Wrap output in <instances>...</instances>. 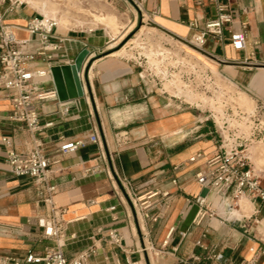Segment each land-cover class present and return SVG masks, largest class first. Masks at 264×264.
<instances>
[{"label":"crops","instance_id":"crops-1","mask_svg":"<svg viewBox=\"0 0 264 264\" xmlns=\"http://www.w3.org/2000/svg\"><path fill=\"white\" fill-rule=\"evenodd\" d=\"M113 1L131 3L111 5L118 12L124 10L132 28L143 15V21L161 38L175 44L189 39L204 28L207 20L218 16L216 4L208 0H144L142 15L134 4L141 0ZM218 3L228 6L232 23L225 26L222 41L208 38L205 52L198 53L196 60L254 105H264V0ZM4 13L6 24L16 28L17 39H29L23 29L38 12L21 5ZM59 24L53 42L60 50L54 54L52 67L73 64L83 50H88L81 74L84 96L65 103L58 98L39 103L41 125L51 122L53 127L33 138L25 126L10 121L11 102L0 89V259L23 260L30 250L41 254L45 246H56L41 240L36 219L47 212L38 202L32 182L8 171V149L2 143L8 139L17 151L32 149L34 140H39L46 155L59 161L52 182L58 186L55 201L64 210L62 251L68 260L94 248L89 264H118L126 259L139 264H178V259L193 255H201L202 264H212V254L217 256L215 264H252L255 253L264 245V206L260 202L247 198L240 201L241 209L235 212L245 218L240 223L226 221L218 208V217L194 226L199 212L196 199L203 192L195 176L216 153L219 140L214 124L197 110L162 94L141 66L114 51L117 44L110 46L114 39L105 31L67 30L63 22ZM241 32L246 35L247 46L238 52L232 48L230 37ZM45 67L41 61L35 64V68ZM42 88L56 92L51 80ZM64 109L68 110L66 115ZM95 133L102 146L87 143L73 154H57L64 142L88 141ZM120 133L126 134V144L116 141ZM197 153H202L203 159L189 163ZM252 156L255 169L264 179V168L255 163L254 152ZM153 179L155 185L141 193L159 188L173 195L170 210L157 223L136 218L119 186V180L141 185ZM173 179H177V187L172 186ZM207 202L218 207L214 196ZM172 227L176 233L164 249ZM141 228L147 235L148 252H142ZM110 230L120 234L121 249L109 244ZM200 239L208 253L195 247ZM173 248L176 253L171 252ZM256 264H264V257Z\"/></svg>","mask_w":264,"mask_h":264},{"label":"built area","instance_id":"built-area-1","mask_svg":"<svg viewBox=\"0 0 264 264\" xmlns=\"http://www.w3.org/2000/svg\"><path fill=\"white\" fill-rule=\"evenodd\" d=\"M134 3L138 12L142 15L141 3ZM211 4H216L218 16L205 22L203 29L194 33L189 39L181 40V43L189 44L195 52L204 53L208 38L222 41L224 28L232 23V17L228 13V6L218 3V0H208ZM23 5L20 0H0V89L6 92V97L10 100L12 112L10 121L26 127L27 132L34 138L42 131L53 127L49 122L41 125L38 104L50 99H56V92L43 91V85L52 81L50 69L54 54L60 50L58 44L54 43L55 31L59 28L55 18H46L39 15L29 21L23 29L30 38L19 40L15 35L14 27L7 25L4 20V11H12L15 7ZM7 6V7H5ZM244 13V11H243ZM142 20L144 17L142 15ZM192 27L197 28L196 25ZM180 43V44H181ZM230 43L235 51H245L247 38L245 33L232 34ZM38 61L46 64L45 68H35ZM145 70L150 82L155 84L167 97L181 102L186 107L193 108L192 105L182 101L180 98L169 95L162 84L158 82L157 76L146 66L148 60L144 58L136 62ZM206 73V89L217 90L211 96V100L219 101L221 114H210L207 121H211L218 136V146L216 153L206 161L203 171L196 174V181L201 186L202 191L207 190L206 198L198 197L196 203L199 212L195 218L194 226L200 227L205 219L218 217V208L223 210L226 221L240 223L244 217H238L235 212L240 210V201L244 198L258 201L264 206L263 177L255 169L253 163V148L255 144L264 142V129L257 120L258 114L264 111V105H255V110L251 114L243 113L239 120L232 121L227 114L231 99V89L222 86L214 80V75L207 67L204 70L198 67L196 74ZM157 80V81H156ZM203 86V85H202ZM217 95V97L215 96ZM216 111V110H215ZM63 115L68 113L63 110ZM220 115H222L220 117ZM254 125V126H252ZM118 144H126L127 136L120 133L116 136ZM2 143L8 149L6 165L10 174L26 178L32 182L36 191L38 202L46 209V215L36 219V225L41 231V240L54 242L55 247L45 246L43 252L36 253L33 250L27 252L23 260L13 257L0 259V264H89L90 258L95 254L94 248L80 253L73 260H68L62 251V240L64 239V210L58 207L55 197L58 193V186L52 182L54 166L59 161L49 158L44 150L43 144L39 140H34V146L30 150L17 151L13 148L8 139H3ZM87 143L102 146L99 136L95 133L88 141H68L60 145L57 154L66 156L73 154ZM202 153H197L189 158V163L194 164L203 159ZM154 179L141 185L133 184L128 180H119L121 194L127 204L133 210L136 218L144 222L157 223L162 220L172 205L173 195L169 190L153 188L141 193L148 186L155 185ZM174 187L178 186L177 179L171 180ZM209 196H214L218 200V207H213L207 202ZM111 208L110 211H113ZM143 249L148 252L145 246L147 235L141 228ZM176 233V228L172 227L163 243V248H168ZM109 244L121 249L122 238L116 230L108 232ZM195 247L204 253L209 249L200 239L195 243ZM172 253H176L175 248ZM264 257V245L252 258V264H256L260 258ZM201 255H193L187 259H178V264H202ZM209 261L215 264L217 256L212 254ZM118 264H139L126 259L124 263Z\"/></svg>","mask_w":264,"mask_h":264},{"label":"rangeland","instance_id":"rangeland-1","mask_svg":"<svg viewBox=\"0 0 264 264\" xmlns=\"http://www.w3.org/2000/svg\"><path fill=\"white\" fill-rule=\"evenodd\" d=\"M20 1L24 3V6L34 8L39 15L45 16L42 12L45 10L48 17H54L60 23L63 22L67 30L97 29L105 31L114 39L110 46L116 43L114 51H118V55L121 57L133 62L146 58L148 60L146 66L157 76L158 82L164 86L169 95L192 105L193 109L197 110L202 117L221 114L222 110L218 105L220 102L211 100L213 98L211 94L217 90L206 89V73H195L198 67L204 71L207 68V65L196 60L198 53L189 44H175L164 40L157 31L153 30L152 26L146 24L141 18L132 28L130 19L124 10L118 12L111 5L131 3H116L113 0ZM113 19L115 22L112 24L111 20ZM212 81H216L222 86H228L223 84L216 75ZM215 96L217 97V95ZM229 96L231 103L225 114L229 115L232 121L239 120L243 113L254 112L255 105L238 94L236 89H231ZM257 120L259 123L256 124L263 126L264 129V111L258 114ZM253 152L256 154L255 163L257 166L264 168V142L255 144ZM242 208H244L243 203Z\"/></svg>","mask_w":264,"mask_h":264},{"label":"water","instance_id":"water-1","mask_svg":"<svg viewBox=\"0 0 264 264\" xmlns=\"http://www.w3.org/2000/svg\"><path fill=\"white\" fill-rule=\"evenodd\" d=\"M89 54V51L85 49L73 64L53 66L50 69L57 98L61 103L77 100L84 96L81 74L86 67ZM207 194L208 191L204 190L201 197L206 198ZM221 259L218 258V261Z\"/></svg>","mask_w":264,"mask_h":264},{"label":"bare ground","instance_id":"bare-ground-1","mask_svg":"<svg viewBox=\"0 0 264 264\" xmlns=\"http://www.w3.org/2000/svg\"><path fill=\"white\" fill-rule=\"evenodd\" d=\"M44 12H46V11L44 10ZM46 18H49V17H46ZM112 18H113V17H112ZM115 19H117V18H115ZM115 19L111 20V23H112V24L115 22ZM56 21L58 22L57 19H56ZM115 24H116V23H115ZM58 26H60L59 22H58Z\"/></svg>","mask_w":264,"mask_h":264}]
</instances>
